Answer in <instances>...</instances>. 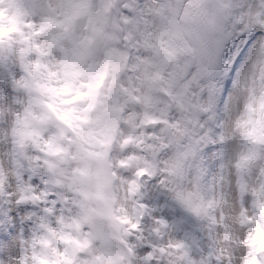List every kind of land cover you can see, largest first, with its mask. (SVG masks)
Here are the masks:
<instances>
[{
	"label": "clouds",
	"instance_id": "obj_1",
	"mask_svg": "<svg viewBox=\"0 0 264 264\" xmlns=\"http://www.w3.org/2000/svg\"><path fill=\"white\" fill-rule=\"evenodd\" d=\"M0 264H264V0H0Z\"/></svg>",
	"mask_w": 264,
	"mask_h": 264
}]
</instances>
